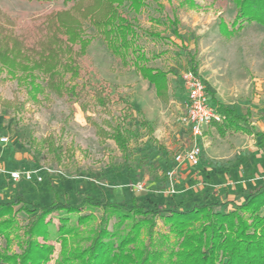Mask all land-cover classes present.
<instances>
[{"label": "trees", "instance_id": "trees-1", "mask_svg": "<svg viewBox=\"0 0 264 264\" xmlns=\"http://www.w3.org/2000/svg\"><path fill=\"white\" fill-rule=\"evenodd\" d=\"M23 1L61 2L62 7L36 16L22 26L0 8V80L16 81L27 97L24 101L17 96L13 100L0 99L3 114H19L27 101L43 103L49 94L64 99L71 107V116L76 111L75 105L85 114L100 109L112 116L116 110L114 124L105 121L109 131L98 127L97 134L104 141H115L129 159V145L138 140L140 130L152 135L154 127L132 101L114 93L109 82L92 79L94 68L89 62V48L93 38L87 36L86 29L94 32L125 69H134L148 81L157 99L168 104L169 74L149 65L151 60L139 44L142 37L158 40L163 36L157 30L138 27L131 15L141 13L147 7L146 0ZM233 1L234 17L230 21L221 20L219 26L224 34L234 36L252 24L264 27V0ZM183 5L181 2L173 10L172 17L166 8L158 6L163 15L152 18V22L163 27V34L173 32L182 46L187 70L199 76L198 51L189 50L179 31L176 15ZM202 81L211 105L222 117L221 123L212 126L220 137L252 136L256 146L264 150V132L251 124L249 115H241L218 101L216 91L206 80ZM91 119L87 116L88 121ZM49 147L52 160L61 163L60 147L55 144ZM256 175L263 178L262 182L254 187L249 184L235 188V198L228 193L221 197L208 193L203 202L191 205L186 203L187 197L177 201L174 196L168 198L146 190L124 203L96 201L92 193L80 195L73 202L62 199L51 188V182L47 186L54 192L50 203L34 202L24 193H15L13 200L5 201L0 187V238L20 241L22 256L18 264L50 263L56 244L60 246V254L55 264H264V169ZM204 177L211 182L210 173ZM97 209L104 210L100 222L82 230V226L95 221L94 214L86 212ZM20 217L24 219L22 225ZM158 219L169 234L155 237ZM9 259L2 255L0 263Z\"/></svg>", "mask_w": 264, "mask_h": 264}, {"label": "rangeland", "instance_id": "rangeland-1", "mask_svg": "<svg viewBox=\"0 0 264 264\" xmlns=\"http://www.w3.org/2000/svg\"><path fill=\"white\" fill-rule=\"evenodd\" d=\"M181 2L184 5L176 15L180 22L179 31L190 46L189 50L198 51L200 77L215 82L222 97L228 96L232 101L238 100L249 109L253 108L255 111H251L250 121L264 132V27L252 24L234 36L224 34L219 26L221 20L230 21L234 17L236 6L233 0H146L147 7L141 13L131 12V15L138 27L157 30L163 36L158 40L142 37L139 44L151 60L149 65L158 66L169 74L171 100L168 104L153 97L147 87H151L148 81L134 69H125L90 28L86 33L93 38L89 48V62L94 68L92 79L109 82L114 93L129 99L142 110L152 121L153 134L140 130L138 140L129 145L128 159L115 141H104L97 134L98 127L109 131L105 121L114 124L116 110L112 111V116L100 109L85 114L75 105L76 111L71 116L70 105L53 94H49L43 103L27 101L19 114L5 115L0 107V138L8 139L6 144L0 141V187L5 201L13 200L15 193H24L34 202L50 203L54 199V192L47 188L51 182V188L62 199L69 198L73 202L88 193H92L96 201L130 202L138 192L135 184H142L150 193L168 198L174 196L177 201L187 197L186 203L191 205L203 202L208 193L218 197L228 193L235 198V188L249 184L254 187L262 182L263 178L256 173L264 169V150L256 147V139L244 134L221 138L216 130L208 128L204 138L206 136L209 146L202 150L200 162L211 170L222 168L223 176L215 175L209 183L206 177H201L204 173L197 172L199 168L195 171L191 167H181L174 177L177 193H167V171L172 160L176 154L190 149L196 140L182 121L187 114L183 74L188 68L182 46L171 30L163 34V27L154 24L152 18L163 15L158 6L166 8V13L172 17L173 10ZM61 7V2L39 4L0 0V8L16 18L20 26ZM15 96L22 101L27 99L16 81L0 80V99L13 100ZM87 116L92 117L91 121ZM197 141L203 148L202 139ZM52 144L60 147L61 163L52 160L49 147ZM33 170L39 172L42 182L25 179L16 182L11 177L15 171ZM211 173L214 175L213 171ZM89 212L94 214L95 221L82 226L84 231L97 225L104 214L103 209L86 213ZM23 220L20 217L21 225ZM114 222L112 217L111 224ZM55 223L58 224L57 219ZM155 232V237L169 234L161 219L157 220ZM11 238L12 241L0 238V256L11 258L0 264H18V258L22 256L20 241ZM56 248L53 260L48 264H55L58 259L60 246L56 244Z\"/></svg>", "mask_w": 264, "mask_h": 264}, {"label": "built area", "instance_id": "built-area-1", "mask_svg": "<svg viewBox=\"0 0 264 264\" xmlns=\"http://www.w3.org/2000/svg\"><path fill=\"white\" fill-rule=\"evenodd\" d=\"M183 81L187 90V114L182 119L184 125L191 131L195 138V142L191 148L179 154H176L170 167L167 171V178L169 181L168 194H175L176 189L174 185V177L176 171L185 166H197L200 163L202 156V146L197 139H203L208 128L212 127L214 123H221L222 117L210 103V97L206 93V87L202 78L195 75L193 72L186 70L183 74ZM1 143H8L7 138H0ZM11 177L13 181L25 179L26 181L42 182L43 179L39 176L36 170L21 172H12ZM136 191H144V185L135 184Z\"/></svg>", "mask_w": 264, "mask_h": 264}, {"label": "crops", "instance_id": "crops-1", "mask_svg": "<svg viewBox=\"0 0 264 264\" xmlns=\"http://www.w3.org/2000/svg\"><path fill=\"white\" fill-rule=\"evenodd\" d=\"M189 48H190V46H189ZM158 67V66H157ZM206 81L212 86V88L216 91V98L218 99V101H220L221 103H223V104H225V105H227V106H229L230 108H232V109H234V110H236L239 114H241V115H246V114H248L249 115V118H250V113H251V111H255L253 108H251L250 107V109L248 108V106H245V104H241L238 100H236V101H232L231 99H229L228 98V96H221L220 95V93H219V88L217 87V85H216V83L215 82H213V81H211V80H207L206 79ZM147 85V84H146ZM147 87H149V89H151V92H152V94H153V97H155L156 98V96H154L155 95V93L153 92L154 90H152L153 88H151L150 86H148L147 85ZM143 110H145V109H143ZM146 111V110H145ZM148 120H149V118H147ZM250 120H251V118H250ZM150 122H152L151 120H149ZM251 122V121H250ZM251 124L255 127V128H257L256 126H255V123H253V122H251ZM211 129H214V130H216L215 129V127H210ZM258 129V128H257ZM259 130V129H258ZM259 131H261V130H259ZM261 132H263V131H261ZM220 136V135H219ZM252 137V136H251ZM222 138V137H221ZM202 141L204 142V145H203V148H202V150L203 149H206L208 146H209V142L206 140V136H205V138H203L202 139ZM256 143H257V141H256ZM256 145V144H255ZM257 147V146H256ZM258 148V147H257ZM259 149V148H258ZM259 150H261V149H259ZM203 162L201 161L197 166H188V165H185V166H183V169H185V168H193V169H195V171L197 170L196 168H199L198 170H197V172H200L201 173V175H202V173H204L205 175H206V173H210V175L212 176V180L211 181H213L214 180V176L215 175H219V176H223V172L222 171H224L222 168L221 169H217V168H215L214 170H211L210 168H208V166H203V164H202ZM211 171H213V173H214V175L211 173ZM232 172H233V170H232ZM188 173H190V170L188 171ZM201 177H204V175L203 176H201ZM237 180V179H236ZM246 186H242V188H245ZM217 195V194H216ZM231 198V197H230Z\"/></svg>", "mask_w": 264, "mask_h": 264}]
</instances>
